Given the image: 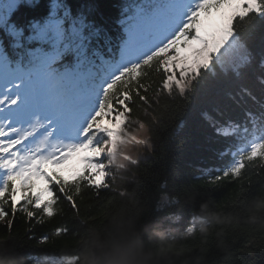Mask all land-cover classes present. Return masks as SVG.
Returning a JSON list of instances; mask_svg holds the SVG:
<instances>
[{"label":"snow or ice","instance_id":"snow-or-ice-1","mask_svg":"<svg viewBox=\"0 0 264 264\" xmlns=\"http://www.w3.org/2000/svg\"><path fill=\"white\" fill-rule=\"evenodd\" d=\"M17 3L0 0V27L15 47L38 46L27 50L30 63L23 66L9 59L0 40V223L8 232L19 214L36 224L67 212L80 220L82 206H91L85 197L99 198L110 186L109 169L124 131L136 123L143 132L147 120L154 134L177 120L197 93L224 101L202 118L217 136L240 142L215 179H239L246 159L264 157V105L258 118L247 110L251 130L230 115L233 107L255 100L244 81L255 63L257 39L264 69V0H131L118 59L98 62L87 53L80 26L68 33L50 21L26 41L9 23ZM68 52L78 62L57 72L53 65ZM258 79L264 98V75ZM137 142L154 150L153 137ZM64 202L67 212L59 207ZM71 231L66 223L56 226L39 242Z\"/></svg>","mask_w":264,"mask_h":264},{"label":"trees","instance_id":"trees-1","mask_svg":"<svg viewBox=\"0 0 264 264\" xmlns=\"http://www.w3.org/2000/svg\"><path fill=\"white\" fill-rule=\"evenodd\" d=\"M57 1V9L65 20L63 27L66 32H70L68 25L71 24L88 28L100 26L109 30L112 35L117 29V20L131 2ZM52 2L22 1L10 12L9 22L20 29L23 36H28L34 32V25H41L53 11ZM0 36H5L1 27ZM95 40L98 41V38H94ZM252 47L256 59L253 67L246 71L244 82L249 85L255 100L249 99L246 108L233 107L230 112L238 124L247 126L250 130L252 125L249 123L247 110L251 109L254 117L258 118L261 105H264L258 79L264 75V69L259 66L258 39L253 42ZM5 48L8 52L11 51L8 46ZM70 55V52L65 53L63 61L69 60ZM108 55L102 54L100 57ZM223 103L211 93H197L193 103L177 120L168 122L165 127L158 126L154 134L148 130V121H142L150 133L148 137H153L154 150L145 147L142 156L135 162H112L108 190L101 191L99 198L89 199L91 193L85 197L91 206H82L80 220L72 218L71 213L67 212L70 206L64 202L59 207L67 215L57 214L54 218H45L43 224H36L34 220L29 223L23 214H19L11 232L0 223V258L8 261L22 256L25 264H52L49 259L75 258L71 264H78L80 240L87 225H102L111 212L127 205L129 209H141V222L160 226L169 238L179 237L180 233L189 229L196 231L201 224H208L213 234L206 245L207 264H264V230L244 224L228 229L227 239L232 245L229 255L217 246L215 232L220 226L211 224L200 213V205L204 202H208L210 206L223 202L231 210L240 211L250 198L264 194V157L246 159V167L242 169L239 179L235 176L215 179L216 169L228 165L232 160V152L240 146L237 136H217L213 126L202 118V112L214 113ZM138 126L133 123L125 131ZM120 174L129 177L123 185L114 179ZM65 223L71 228V233L45 244L39 242L41 235L50 234L56 226H63ZM33 224L34 231H30ZM32 236L36 238L30 239ZM186 242L192 243L190 240ZM192 246L197 247L195 243Z\"/></svg>","mask_w":264,"mask_h":264},{"label":"clouds","instance_id":"clouds-1","mask_svg":"<svg viewBox=\"0 0 264 264\" xmlns=\"http://www.w3.org/2000/svg\"><path fill=\"white\" fill-rule=\"evenodd\" d=\"M149 135L145 129V138ZM114 179L123 185L129 177L120 174ZM200 213L220 226L215 232L217 246L231 255L228 229L244 224L264 230V194L250 198L240 211L231 210L223 202L215 206L204 202ZM141 214V209L124 205L111 212L104 224H88L80 240L78 264H207L206 245L213 234L208 224L169 238L160 226L141 222ZM0 264H25V260L22 256L8 261L0 258Z\"/></svg>","mask_w":264,"mask_h":264},{"label":"rangeland","instance_id":"rangeland-1","mask_svg":"<svg viewBox=\"0 0 264 264\" xmlns=\"http://www.w3.org/2000/svg\"><path fill=\"white\" fill-rule=\"evenodd\" d=\"M19 1L20 0H18V2ZM51 21H55V20H51ZM144 133L145 130L141 132L139 126L133 130L125 131L120 138L125 142L118 143L117 153L114 162L119 164H124L128 162L137 161L142 156L143 154L142 151L146 147L145 144H141L137 142L138 140L147 141L148 136L145 138ZM55 259L57 258L49 259V262L53 264V260ZM74 260L75 258H69V259L60 258L58 264L64 261H74Z\"/></svg>","mask_w":264,"mask_h":264},{"label":"bare ground","instance_id":"bare-ground-1","mask_svg":"<svg viewBox=\"0 0 264 264\" xmlns=\"http://www.w3.org/2000/svg\"><path fill=\"white\" fill-rule=\"evenodd\" d=\"M113 51V50H112Z\"/></svg>","mask_w":264,"mask_h":264}]
</instances>
